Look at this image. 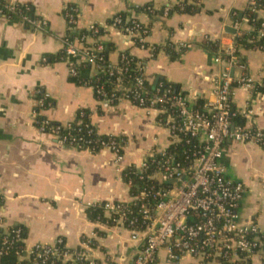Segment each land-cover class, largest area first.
Returning <instances> with one entry per match:
<instances>
[{
  "label": "crops",
  "instance_id": "crops-1",
  "mask_svg": "<svg viewBox=\"0 0 264 264\" xmlns=\"http://www.w3.org/2000/svg\"><path fill=\"white\" fill-rule=\"evenodd\" d=\"M12 1L29 5L48 26L34 31L20 19L0 16V220L5 228H25L28 247L52 244L61 237L69 247L78 248L84 236H94L101 246L97 252L101 260L110 253L115 264H132L136 243L129 232L98 224L88 215L89 203L130 200L114 155L107 150L94 153L69 148L55 137L41 134L33 118L35 93L43 89L50 95L53 107L45 116L54 122H74L86 110L100 135L124 136L123 167L139 164L150 150L167 146V132L158 126L156 116L129 103L108 111L100 109L94 90L72 81L66 62H42L44 56L54 57L64 49L63 39L68 35L64 7H78L82 27L104 24L121 13L148 25L147 42L155 51L134 48L128 37L109 31L102 41L114 46L110 61L117 64L121 52H130L146 63L150 84L162 79L178 86L195 107L212 98L214 80L225 69L203 44L218 42L221 49L236 44L234 34L226 28L232 25L233 12L248 9L251 0H205L197 14L173 11L168 17L161 11L176 7L181 0ZM147 6L152 13L138 10ZM258 18L264 21V10L258 12ZM241 27L245 34H255V27L246 20ZM184 42L191 48L173 60L166 48L171 45L176 51ZM236 47L249 74L264 80V46ZM85 73L86 77L93 74ZM233 105L242 116L250 112L241 118L244 124L264 130V94L253 96L236 88ZM221 164L230 178L246 187L239 209L241 223H256L264 229V148L254 143L228 144ZM250 264H264V257L255 256Z\"/></svg>",
  "mask_w": 264,
  "mask_h": 264
},
{
  "label": "built area",
  "instance_id": "built-area-1",
  "mask_svg": "<svg viewBox=\"0 0 264 264\" xmlns=\"http://www.w3.org/2000/svg\"><path fill=\"white\" fill-rule=\"evenodd\" d=\"M187 2L193 0H181V9ZM259 2L251 0L248 8L255 11ZM21 6L26 12L31 10L29 5L0 0V16L10 19L9 15H15L34 31L47 28L45 19L23 13ZM144 11L152 13L153 9ZM172 12L170 6L161 11L164 17ZM236 16L233 12L235 42L245 34ZM63 17L68 35L63 39L61 61L69 65L71 79L94 90L100 109L108 111L129 103L156 116L158 126L168 136L167 146L150 150L139 164L123 167L127 145L124 136L100 135L86 110L78 113L77 126H73L75 121L51 125L54 121L45 116L53 107L50 95L43 89L36 91L33 118L41 134L81 151L107 150L122 172L130 200L89 203L88 211H99L95 222L129 232L136 243L132 264H180L184 260L191 264H250L253 257H264V229L240 221L246 187L230 178L221 164L228 144L254 143L264 148V130L240 123L238 119L248 117L250 112L242 116L233 105L236 88L248 90L253 96L264 94V80L257 81L249 74L236 44L219 48L216 62L223 63L225 69L214 80L212 98L194 107L178 86L166 80H158L150 91L146 63L130 52H121L117 64L105 54L108 44L102 38L109 31L128 37L134 48L155 51L147 42L151 30L148 25L127 14H117L104 24L82 27L80 11L71 4L64 7ZM254 38L264 42V21L255 27ZM190 48L191 44L184 42L175 52L181 54ZM42 62L50 63L46 56ZM83 70L93 74L80 79ZM85 117L90 122L83 126ZM100 247L94 236H84L78 248L69 247L61 237L52 244L28 247L25 228H5L0 220V264H115L110 253L103 260L98 257Z\"/></svg>",
  "mask_w": 264,
  "mask_h": 264
},
{
  "label": "trees",
  "instance_id": "trees-1",
  "mask_svg": "<svg viewBox=\"0 0 264 264\" xmlns=\"http://www.w3.org/2000/svg\"><path fill=\"white\" fill-rule=\"evenodd\" d=\"M205 0H193L192 3H186L185 4V7L184 9H181V5H177L176 7L173 8V11H178L180 13H186V14H197L201 11V8H202V5H203V2ZM148 7V6H147ZM147 7H144V8H139L138 10H145ZM22 12L25 13V14H28L29 16L31 17H34L35 16V12L32 10L29 11V12H26L24 10V7H22ZM260 10H264V0H260V2L258 3L257 5V8L256 10H252V9H246L245 11H235L237 12V16L235 17L236 20H239L241 22L243 21H247L250 25L258 28L259 25L261 24V22H263L262 19H259L258 18V12ZM123 16H126V13H121ZM10 19H19L17 18V16L15 15H9ZM26 28L30 29L29 26L25 25ZM72 37L74 38L75 35H72ZM249 40L252 41V43H248ZM236 44L237 46H244L246 49H252V48H258L260 46H264V42L263 41H257L255 38H254V35H248V34H244L242 37H239L236 39ZM203 48L211 51L213 54H217L218 51H219V43L218 42H213V41H210V40H207L205 41V43L203 44ZM114 50V46L112 44H108L106 45L105 47V54H107V56L110 54L111 51ZM167 52L171 55V58L173 60H177L180 58V54H178L177 52L174 51V49L169 45L167 48H166ZM63 56L62 52L54 57H49V61L50 62H57V61H61V57ZM86 73L85 71H81V74H80V79H86ZM106 78H104V80H106ZM159 80H162V79H159ZM72 81H74L76 84L78 85H81V83L79 82V80H75V79H72ZM108 90L112 89V82H109L108 86H107ZM155 89V85H151L149 87V90L150 91H153ZM44 118V116L40 117V119ZM238 121L241 123L242 122V119H238ZM80 122V118L78 117L75 122L73 123V126H77V124ZM88 122H90V118L88 117H85L82 119V124L83 126L86 125ZM51 125H59L58 122H53L51 123ZM99 211L97 210H89L88 211V215H89V218L92 220V221H96V217H97V214H98Z\"/></svg>",
  "mask_w": 264,
  "mask_h": 264
},
{
  "label": "water",
  "instance_id": "water-1",
  "mask_svg": "<svg viewBox=\"0 0 264 264\" xmlns=\"http://www.w3.org/2000/svg\"><path fill=\"white\" fill-rule=\"evenodd\" d=\"M226 31L228 32V33H231V34H236V30L234 29V28H232V27H227L226 28ZM158 81V80H157ZM157 83V82H156Z\"/></svg>",
  "mask_w": 264,
  "mask_h": 264
}]
</instances>
